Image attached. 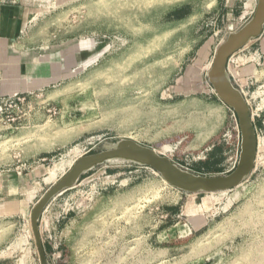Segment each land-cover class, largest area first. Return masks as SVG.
Masks as SVG:
<instances>
[{
    "label": "rangeland",
    "instance_id": "obj_1",
    "mask_svg": "<svg viewBox=\"0 0 264 264\" xmlns=\"http://www.w3.org/2000/svg\"><path fill=\"white\" fill-rule=\"evenodd\" d=\"M256 4L38 1L25 37L55 65L45 89L18 94L22 103L0 115V171L34 170L19 193L0 200V264H41L32 208L78 159L120 140L165 149L195 175L236 168L237 117L207 73ZM231 64L256 130L250 175L226 192L191 194L150 167H96L44 207L38 228L47 264H264V27ZM251 64L260 66L249 71Z\"/></svg>",
    "mask_w": 264,
    "mask_h": 264
},
{
    "label": "water",
    "instance_id": "obj_2",
    "mask_svg": "<svg viewBox=\"0 0 264 264\" xmlns=\"http://www.w3.org/2000/svg\"><path fill=\"white\" fill-rule=\"evenodd\" d=\"M264 27V0H257L249 21L237 32L230 33L220 45L207 73L208 82L217 98L236 115L240 131V154L236 168L224 176H201L190 173L155 149L133 140H120L114 145L78 159L72 168L56 182L36 203L30 213V224L41 264H47L41 242L38 220L47 203L58 194L73 187L87 172L99 166L129 164L146 166L156 171L167 185L185 193H219L239 186L252 172L257 149V138L251 111L241 92L232 84L227 72L230 56L256 39Z\"/></svg>",
    "mask_w": 264,
    "mask_h": 264
},
{
    "label": "crops",
    "instance_id": "obj_3",
    "mask_svg": "<svg viewBox=\"0 0 264 264\" xmlns=\"http://www.w3.org/2000/svg\"><path fill=\"white\" fill-rule=\"evenodd\" d=\"M38 1L0 0V104L15 94L41 91L50 83L54 56L31 46L25 37L31 18L39 7ZM66 52L59 53L60 66L62 59H66ZM255 67L251 64L248 69L252 71ZM227 68L230 76H233L234 69L239 70L231 63ZM243 75L247 76L245 73ZM27 169L23 173L0 171V200L20 192L17 184L30 179L34 173L30 166Z\"/></svg>",
    "mask_w": 264,
    "mask_h": 264
},
{
    "label": "built area",
    "instance_id": "obj_4",
    "mask_svg": "<svg viewBox=\"0 0 264 264\" xmlns=\"http://www.w3.org/2000/svg\"><path fill=\"white\" fill-rule=\"evenodd\" d=\"M232 57H233V55L229 57L228 62H227V66L231 63V58ZM255 66H260V64L259 65L257 64ZM227 72L229 74L228 68H227ZM229 76H230V74H229ZM230 79H231L232 84L241 92L242 96L244 97L245 96V94L243 92V88L244 87L240 84V81H242L243 78L240 79L239 76L238 77L237 76H230ZM21 100H24V99H20V97L18 96V94H15V95L11 96L3 104H0V115L2 114V111H3V108L4 107H6L8 105L11 106V105H17L19 103H22ZM251 119H252V115H251ZM252 123H253V121H252ZM254 129H255V126H254Z\"/></svg>",
    "mask_w": 264,
    "mask_h": 264
},
{
    "label": "bare ground",
    "instance_id": "obj_5",
    "mask_svg": "<svg viewBox=\"0 0 264 264\" xmlns=\"http://www.w3.org/2000/svg\"><path fill=\"white\" fill-rule=\"evenodd\" d=\"M159 154H161V155H164V153L166 152V150L165 149H161V150H159V151H157Z\"/></svg>",
    "mask_w": 264,
    "mask_h": 264
}]
</instances>
